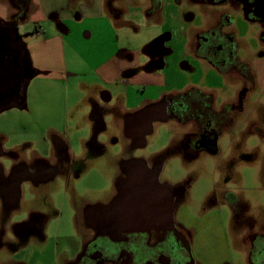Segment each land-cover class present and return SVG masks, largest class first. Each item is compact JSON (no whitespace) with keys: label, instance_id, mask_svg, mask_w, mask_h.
Returning <instances> with one entry per match:
<instances>
[{"label":"rangeland","instance_id":"rangeland-1","mask_svg":"<svg viewBox=\"0 0 264 264\" xmlns=\"http://www.w3.org/2000/svg\"><path fill=\"white\" fill-rule=\"evenodd\" d=\"M112 2L39 0L42 13L23 21L28 45L62 31L66 62L61 70L31 80L25 109L0 114V163L7 171L24 169L30 175L16 207L0 202L7 249L0 263L16 253L14 259L26 264H64L68 253L82 247L75 227L86 225L85 214L99 210V201L110 203L126 168L138 164L153 170L160 187L175 195V206L163 211L179 219L198 264H250L243 234L237 232L264 231V86L248 88L218 75L184 46L194 43L197 32L228 19L232 23L222 33L233 36L242 62L260 60L264 85V25L249 21L232 1L212 6L161 0L157 12L145 0H135L137 9L123 12L121 24L99 31V5L114 19ZM36 26L44 33L34 32ZM110 44L126 48L123 56L129 59V50H136L138 66L119 77L140 76L139 85L107 83L93 70L90 57L98 63L109 59ZM155 75H166L168 87L196 85L214 93L215 109L230 114L215 152L189 149L186 128L175 122L156 121L142 139L129 134V120L157 99L145 89L152 88L148 84ZM59 142L68 147L67 154L57 151ZM227 193L237 198L235 206ZM84 199H90V208ZM28 221L36 232L25 230Z\"/></svg>","mask_w":264,"mask_h":264},{"label":"flooded vegetation","instance_id":"flooded-vegetation-1","mask_svg":"<svg viewBox=\"0 0 264 264\" xmlns=\"http://www.w3.org/2000/svg\"><path fill=\"white\" fill-rule=\"evenodd\" d=\"M24 2L23 0H18ZM204 4L218 6L227 2L239 5L251 22L264 25V0H200ZM154 11H160L161 0H145ZM150 13V12H149ZM151 15V13L149 14ZM230 20L221 18L208 30L197 32L194 43H187L185 49L192 50L194 57L204 61L213 71L223 77L239 79L243 86H264L260 82V60L252 64L242 62L236 53L233 36L224 35L222 28L231 24ZM14 24V23H13ZM14 27H11V32ZM13 40V36H10ZM189 44L191 46L189 47ZM19 56V67L8 68L10 89L16 82L22 84L20 97L4 99L0 114L13 108H19L25 99V87L28 83L26 75L27 57L21 51V44L14 41ZM239 77V78H238ZM145 89H148L145 86ZM214 93L206 92L195 86H184L180 90H164L154 103L135 113L127 123V131L142 139L150 126L156 121L175 122L186 128V141L189 149L215 152L223 125L229 113L215 109ZM230 106L226 105L225 108ZM4 110V111H2ZM102 109H96L100 113ZM216 146L213 147V144ZM140 144L145 145L140 141ZM61 155L68 152L64 142L57 144ZM0 149V158L3 156ZM1 160V159H0ZM57 163L55 164V167ZM13 168V167H12ZM120 188L110 203L99 201L100 209L85 214L86 225L75 227L82 234L81 249L64 257V264H198L191 256L190 242L179 219L163 211L164 207L175 206V195L165 191L158 184L156 173L137 165L126 168ZM30 178L26 170L7 171L0 163V202L5 207H16L23 197L22 182ZM78 197V196H77ZM80 197V196H79ZM229 204L235 206L237 198L227 193ZM90 208V199H84ZM1 206V205H0ZM0 253L5 248L3 220L4 207H0ZM234 213V212H233ZM9 216V215H7ZM237 217V216H233ZM14 218V217H12ZM238 218L234 219L237 227ZM27 232H36L32 222H25ZM243 234L248 250L250 264H264V231L255 232L247 227L237 232ZM2 235V236H1ZM5 241V242H4ZM8 263L26 264L14 259L16 253L10 254Z\"/></svg>","mask_w":264,"mask_h":264},{"label":"crops","instance_id":"crops-1","mask_svg":"<svg viewBox=\"0 0 264 264\" xmlns=\"http://www.w3.org/2000/svg\"><path fill=\"white\" fill-rule=\"evenodd\" d=\"M23 1L24 2L22 3L18 0H0V27L6 31V34L13 36V39L21 44V51L24 56H26L25 49L29 51L30 64L34 69L39 71L42 70L41 72H43V74L61 70L64 68L66 62L64 52V43L66 41L64 39V33L62 31H57L53 36L41 41L38 45L32 46L25 44L24 37L30 33L21 32V26L24 23L23 21H26L27 18L31 19L36 17V15L42 13L43 9L41 5L37 3L39 0ZM112 1L113 7L116 11L114 13V19L108 17L107 13H105L103 4L99 5V17H95L97 20L99 19L96 24V29L99 31L103 28L112 31L113 24H121L123 22V19L125 18L123 12L129 13V10L137 9V6L134 7L135 0ZM11 27H14L12 32L10 29ZM16 30L18 31V34H16ZM34 32L40 34L44 33V30L40 26H36ZM106 49L113 50V55L109 57V59L103 60L100 63H98L90 54L92 56L90 57L91 67L100 78L107 83L127 85L130 89L137 84L139 85L141 80L140 76L131 75L126 80L119 77V74L124 70L126 71L127 69H132L138 66L139 60L136 50H129V54L132 57V59H129L128 57L123 56V54L126 53V48L122 47L120 44L119 46L116 44H110V47H106ZM157 76L159 75L153 76L151 80L154 81L151 83L149 82L150 84H148L152 87H148V89H150L151 92H154L156 96L160 95L164 90H180L185 86V84H177L175 86L173 85V87H168L169 82H167L166 75H163L162 79L157 78Z\"/></svg>","mask_w":264,"mask_h":264},{"label":"water","instance_id":"water-1","mask_svg":"<svg viewBox=\"0 0 264 264\" xmlns=\"http://www.w3.org/2000/svg\"><path fill=\"white\" fill-rule=\"evenodd\" d=\"M16 34L18 31L16 30ZM14 39L6 34V31L0 27V107L4 103V99L11 97H20L22 93V84L20 82H16L13 87L7 89V85L9 84V75H7L8 68L14 66V68L19 67V56L16 53L14 47ZM16 42V41H15ZM43 72L36 70L30 64L29 61L26 63V75L28 78V83L25 87V92L27 91L28 85L34 78L42 75ZM20 109L26 108V98L19 105ZM4 111V110H2ZM216 146V143L213 144V147Z\"/></svg>","mask_w":264,"mask_h":264},{"label":"trees","instance_id":"trees-1","mask_svg":"<svg viewBox=\"0 0 264 264\" xmlns=\"http://www.w3.org/2000/svg\"><path fill=\"white\" fill-rule=\"evenodd\" d=\"M26 50V57H27V60L30 62V56H29V51L27 49ZM25 98H26V92H25Z\"/></svg>","mask_w":264,"mask_h":264}]
</instances>
